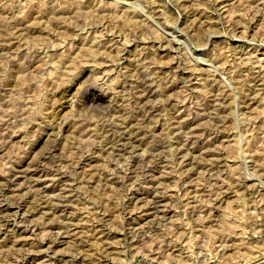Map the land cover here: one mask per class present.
Segmentation results:
<instances>
[{
	"label": "rangeland",
	"instance_id": "1",
	"mask_svg": "<svg viewBox=\"0 0 264 264\" xmlns=\"http://www.w3.org/2000/svg\"><path fill=\"white\" fill-rule=\"evenodd\" d=\"M0 264H264V0H0Z\"/></svg>",
	"mask_w": 264,
	"mask_h": 264
},
{
	"label": "bare ground",
	"instance_id": "2",
	"mask_svg": "<svg viewBox=\"0 0 264 264\" xmlns=\"http://www.w3.org/2000/svg\"><path fill=\"white\" fill-rule=\"evenodd\" d=\"M255 93V92H254ZM60 97V96H59ZM247 107V106H246ZM57 116V115H56ZM40 158V157H39ZM37 167V169L39 168V166H36ZM35 169V168H34ZM24 170V169H23ZM26 170H28V169H26ZM32 170V169H31ZM19 172V171H18ZM29 171H27V173H28ZM36 172V171H35ZM14 173H16V172H14ZM25 173V172H24ZM19 174V173H18ZM22 174V173H21ZM13 176V175H12ZM38 176V175H37ZM13 178L15 179V177L13 176ZM12 179V178H11ZM7 180V179H6ZM10 181V180H9ZM8 183V182H7Z\"/></svg>",
	"mask_w": 264,
	"mask_h": 264
}]
</instances>
